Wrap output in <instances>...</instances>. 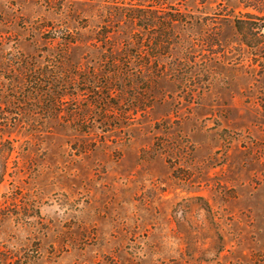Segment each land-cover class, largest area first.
Wrapping results in <instances>:
<instances>
[{"label":"rangeland","instance_id":"1","mask_svg":"<svg viewBox=\"0 0 264 264\" xmlns=\"http://www.w3.org/2000/svg\"><path fill=\"white\" fill-rule=\"evenodd\" d=\"M0 264H264V0H0Z\"/></svg>","mask_w":264,"mask_h":264},{"label":"trees","instance_id":"2","mask_svg":"<svg viewBox=\"0 0 264 264\" xmlns=\"http://www.w3.org/2000/svg\"><path fill=\"white\" fill-rule=\"evenodd\" d=\"M127 10H129V11H130V9H127ZM118 22H120V21H118ZM117 24H120V23H117ZM65 51H66V49H65ZM65 51H64V52H65Z\"/></svg>","mask_w":264,"mask_h":264}]
</instances>
